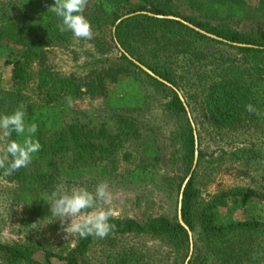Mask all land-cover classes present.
Returning <instances> with one entry per match:
<instances>
[{
  "label": "trees",
  "instance_id": "1",
  "mask_svg": "<svg viewBox=\"0 0 264 264\" xmlns=\"http://www.w3.org/2000/svg\"><path fill=\"white\" fill-rule=\"evenodd\" d=\"M255 2V9L249 10L245 0H88L84 15L94 32L89 41L59 31L60 19L48 10L54 0H0V47L8 52L11 67V85L0 86V115L23 105L26 123L38 125L33 138L42 145L27 167L8 177L0 170V180L12 186L11 203L27 215L24 225H36L35 232L20 242H0V264H91L94 245L116 247L124 237L149 238L168 250L169 264H185L189 236L178 221L180 195L181 219L193 241L187 264H264V222L223 221L220 214L232 199L264 201V191L247 183L203 196L200 187L205 184H198L201 165L203 171L210 170L211 163L219 159L204 162L198 141L196 167L182 189L194 161L196 129L176 91L123 54L181 92L187 107L197 108L215 132L230 135L249 130L262 135L264 116L245 110L251 103L264 113V0ZM106 4L112 6L111 12L105 10ZM158 16L180 18L216 38ZM252 19L260 28L240 31L232 26ZM74 45L84 48L83 53ZM52 50L71 61L86 59V63L64 73L49 60ZM68 96L73 101L104 99L111 111L112 131L108 123L96 127L77 116H67L71 113L65 104ZM154 105L158 116H163L156 126L171 125L170 138L177 148L178 156L172 154L177 170H171L170 176L158 169L161 150L159 145L155 147L154 138L146 143L136 163L131 164L134 154L122 152L144 133V121L134 113L146 110L144 115H154ZM12 139L23 138L13 133ZM259 153L251 143L236 148L230 157L243 166L264 161ZM109 176L124 185L153 186L159 191L165 181L163 191H175L174 213L143 219L112 216L109 223L115 229L105 238L74 234L68 241L53 242L57 222L51 218L44 195L61 182L69 189L76 186L94 191ZM42 223H46L44 230ZM155 263L144 248L128 245L117 246L116 253L100 264Z\"/></svg>",
  "mask_w": 264,
  "mask_h": 264
},
{
  "label": "rangeland",
  "instance_id": "2",
  "mask_svg": "<svg viewBox=\"0 0 264 264\" xmlns=\"http://www.w3.org/2000/svg\"><path fill=\"white\" fill-rule=\"evenodd\" d=\"M245 1L249 10L255 9V0ZM178 10L187 13L183 8H179ZM232 26L240 31H250L253 27H255L254 29L260 28L253 19L251 21L248 20L245 24ZM74 46L80 48L78 45ZM80 49L81 53H83L84 48ZM48 58L64 73H69L76 67L82 68L84 63H86V59L71 61L67 56L55 50L48 53ZM9 62L10 57L8 52L0 47V86L3 88L11 85V67L8 65ZM76 62H79V64H75ZM187 90L189 92L191 89L187 88ZM181 95L183 96L182 93ZM30 96L32 99H35V95ZM188 101L190 102L189 99ZM65 104L68 106L67 102ZM155 108L156 106L154 105V111ZM69 109V111H71V113L67 114L69 117L77 116L81 121L85 123L91 122L96 127L103 123H108L107 126H110L109 131H112V127H114L113 120L111 119V111L107 108L106 101L102 98L83 97L73 101ZM145 111L146 110L134 113L137 119L144 121V133L142 137L137 141H130L127 143L122 152L134 154L131 158V164L136 163L139 160V156L143 153L146 143H150L154 138L153 143L155 147L159 145L161 150L158 153V157H160L162 161L159 163L158 169H160L161 173L170 176L171 170H177V162L174 167V157L172 154L178 156L176 151L177 148L174 142H172L173 139L171 140L170 138L171 132H169V129H171V125L168 127V124L164 123L160 127H157L156 121L161 123L163 116H158V110L155 111L154 115H144ZM189 112L196 129L199 150L204 154L203 161L211 162L213 159H219V161L215 160L211 163L210 170L206 169L203 171L204 166L201 165L199 170L201 177L198 179V184L201 185L202 182L205 184L200 187L202 195L206 196L207 193L214 192L218 188L220 189L225 186L236 184L246 185L247 183L255 185V187L264 191V161L257 163L260 160L257 162L253 160L243 166H239L237 165L238 162L232 161L230 157V153L236 148L248 146L251 143H255L256 148L259 149L261 153L259 154L264 155V134L261 135V133L257 131L243 130L238 134L224 135V133H218L211 129L206 120L201 116V112L197 108L194 109L193 105L191 109H189ZM172 121L170 122L173 126ZM121 166H123V164H121ZM105 181L109 184L112 199L111 204L106 207H111L113 209V217L143 219L149 215H172L174 213L175 191H163L165 186H167L165 181H162V191H159L157 187L153 186L136 187L128 184L124 185L121 180L112 178V176L106 177ZM11 188V184L0 180V242L5 243L20 242L24 239L26 234H33L36 230L35 223L30 224L29 228L24 225V222L27 220V215L20 206L11 203L9 199V190ZM220 214L223 221L254 219L264 222V201L242 198L232 199L228 201V206L226 208L220 210ZM54 219L57 223L54 226L52 234L53 242L56 243L58 241H68L72 239L74 234L64 231V228L68 226L70 220L65 221L64 224L61 225V222L58 220L59 218ZM41 225L42 230H44L46 223H42ZM121 241L122 242H120V244L118 243L116 247H107L99 244L94 245L89 255L91 260L90 263H104L107 255L116 253L117 246L129 245L135 248H144L150 255L154 256L156 260L155 264H169L166 258L168 250L158 242L152 241L149 238L138 237H124ZM157 259L159 262H157ZM53 263L61 264L57 261H53ZM208 264H216V262L210 261Z\"/></svg>",
  "mask_w": 264,
  "mask_h": 264
},
{
  "label": "clouds",
  "instance_id": "3",
  "mask_svg": "<svg viewBox=\"0 0 264 264\" xmlns=\"http://www.w3.org/2000/svg\"><path fill=\"white\" fill-rule=\"evenodd\" d=\"M87 3L88 0H54L48 10L60 19L57 27L61 33L71 32L74 38L92 40V25L84 15ZM105 10L111 12L112 6L106 4ZM66 101L71 107L72 97H66ZM245 110L249 114L264 116L251 103L245 105ZM25 116L23 105L11 114L0 115V170L4 177L31 164L33 154L42 148L39 140L33 138L38 125L35 122L26 123ZM13 133L23 139H12ZM43 200L50 205L51 218H59L61 225L70 220L64 228L67 233L78 234L82 238H105L115 229V225L109 223L113 209L106 207L112 202L107 181L97 184L94 191L76 186L69 189L61 182L50 193H46Z\"/></svg>",
  "mask_w": 264,
  "mask_h": 264
},
{
  "label": "water",
  "instance_id": "4",
  "mask_svg": "<svg viewBox=\"0 0 264 264\" xmlns=\"http://www.w3.org/2000/svg\"><path fill=\"white\" fill-rule=\"evenodd\" d=\"M159 18H169V19H174V20H177V21H180L182 22L183 24L187 25L188 27L192 28V29H195L196 31L202 33V34H205L211 38H216L214 37L213 35H210L208 33H205L203 32L202 30L194 27L193 25L189 24L188 22L180 19V18H177V17H173V16H158ZM123 52V50H122ZM123 54L129 59L131 60L135 65H137L141 70H143L144 72H146L148 75H150L151 77L155 78L156 80L162 82L163 84L167 85L168 87L172 88L174 91H176L179 99L181 100V102L183 103L184 105V108L187 112V115L189 117V120H190V123L192 125V127L194 128V124H193V121L191 120V116H190V112H189V108L187 107L186 103H185V100L183 98V96L181 95V93L176 89L174 88L173 86H171V84L165 82L164 80H162L161 78H159L158 76H156L153 72H151L150 70H148L146 67H144L143 65L139 64L138 62H136L135 60H133L129 55H127L125 52H123ZM195 135V134H194ZM195 153H194V161H193V165H192V168L190 170V173L189 175L187 176L186 180L184 181L183 185H182V189L185 187V184L188 182V180L191 178V175L196 167V163H197V158H198V143H197V136L195 135ZM181 195L179 196V200H178V221L179 223L183 226V228L187 231L188 233V236H189V255L187 257V260L185 262V264H187L189 258H190V255L192 253V250H193V243H192V233L191 231L189 230V228L184 224V222L182 221L181 219V214H180V211H181Z\"/></svg>",
  "mask_w": 264,
  "mask_h": 264
}]
</instances>
